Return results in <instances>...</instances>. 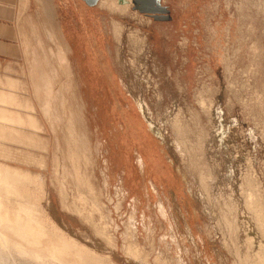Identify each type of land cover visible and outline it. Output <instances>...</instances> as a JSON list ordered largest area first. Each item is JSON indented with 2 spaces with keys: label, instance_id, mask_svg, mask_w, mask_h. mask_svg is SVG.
Listing matches in <instances>:
<instances>
[{
  "label": "rangeland",
  "instance_id": "rangeland-1",
  "mask_svg": "<svg viewBox=\"0 0 264 264\" xmlns=\"http://www.w3.org/2000/svg\"><path fill=\"white\" fill-rule=\"evenodd\" d=\"M162 3L171 20L135 24L119 0L34 1L0 73V264H65L44 254L63 242L97 264H264V0ZM22 228L45 230L43 261Z\"/></svg>",
  "mask_w": 264,
  "mask_h": 264
},
{
  "label": "crops",
  "instance_id": "crops-1",
  "mask_svg": "<svg viewBox=\"0 0 264 264\" xmlns=\"http://www.w3.org/2000/svg\"><path fill=\"white\" fill-rule=\"evenodd\" d=\"M34 1L0 0V73H5L6 75L14 74L15 68L20 66L26 57L23 30L24 21L30 16ZM100 2L95 7H89L82 0H68V6L71 11L77 12L78 7H80L88 13L91 8H99ZM124 5L120 7L127 9L130 6V4ZM131 12L132 15L128 17L131 23L134 21L135 24L142 22V19L139 18H142L143 15L135 11L133 7H131ZM145 24L153 26V23L149 19H147V23ZM154 26L156 27L157 25Z\"/></svg>",
  "mask_w": 264,
  "mask_h": 264
},
{
  "label": "bare ground",
  "instance_id": "bare-ground-1",
  "mask_svg": "<svg viewBox=\"0 0 264 264\" xmlns=\"http://www.w3.org/2000/svg\"><path fill=\"white\" fill-rule=\"evenodd\" d=\"M129 4H131V2L129 3ZM129 4H127V5H129ZM126 5V4H125ZM2 127H4V126H2ZM7 127V126H6ZM0 128H1V126H0ZM6 129V128H5ZM1 130V129H0ZM5 198V197H4ZM7 198H9V196L7 197ZM0 200H1V198H0ZM8 201V200H7ZM1 202H3V201H1ZM7 203V202H6ZM8 204V203H7ZM10 204H11V202H10ZM9 205V204H8ZM22 205H24V204H22ZM1 206V205H0ZM19 206V207H18ZM17 207H16V211L18 212V210H17V208H20V211H21V205H18ZM3 207V206H2ZM2 207H0V208H2ZM10 207H12V206H10ZM22 207H25V206H22ZM4 208V207H3ZM2 208V209H3ZM7 208V207H6ZM6 208H5V210H6ZM26 208V207H25ZM1 210V209H0ZM9 210H10V208H9ZM23 210V209H22ZM25 210V209H24ZM16 211H14V212H16ZM26 211V210H25ZM6 212V211H5ZM23 212V211H22ZM23 213H25L24 215H26V212H23ZM18 214V213H17ZM6 215V214H5ZM27 215H29V216H31L30 215V213L28 214L27 213ZM26 215V216H27ZM20 216V215H19ZM4 217V216H3ZM15 217H16V215H15ZM25 217V216H24ZM28 217V216H27ZM17 218V217H16ZM21 218V217H20ZM30 218V217H29ZM28 218V219H29ZM22 219V218H21ZM33 219V218H32ZM26 220H27V218H26ZM24 221H25V219H24ZM29 221V220H28ZM28 221H26V223L28 222ZM34 221V220H33ZM32 221V222H33ZM30 222V221H29ZM25 224V223H24ZM28 224V223H27ZM26 224V225H27ZM30 224V223H29ZM29 224H28V226H29ZM36 224H37V222H36ZM36 224H35V221H34V225L36 226ZM38 224H40V222L38 223ZM38 226V225H37ZM42 226H43V224H42ZM41 226V227H42ZM27 227V226H26ZM30 227V226H29ZM32 227V226H31ZM40 227V226H39ZM38 227V228H39ZM40 227V228H41ZM38 228H36L37 230H38ZM42 229H40V231L38 230V231H33V230H28L27 231V229L26 228H22V229H20L19 230V235H20V237L18 238V240H16V239H14L15 241H14V243H15V245L17 246V248L19 249V252H21V253H23L24 255H22V256H25V255H27V256H29V257H31V258H33V259H35V260H37V261H40L41 259H42V261H43V259H44V254H46V256L48 257V260H50V262H51V260H53V259H55L56 260V262L57 261H61V262H64L65 264H97V258L95 257V255L94 254H91V253H87V251H85L84 249H77V247L76 248H73V246H71V245H68L66 242H65V244H64V242L63 241H60L59 239H57L58 241H57V243L56 244H54V249L55 248H57V246H60L61 245V242H63L62 243V248L63 249H61V250H53V249H51V251L49 250V252H45L46 251V249H42V247H41V245H40V243H43L45 240H43V238H44V235H43V233L45 232V230H44V232L43 231H41ZM43 232V233H42ZM50 232V231H49ZM46 234H47V232H46ZM49 234V233H48ZM53 236V235H52ZM43 237V238H42ZM1 238V244L2 243H4L5 242V238H4V235H3V238L5 239H3L2 237H0ZM45 239V238H44ZM48 239V238H47ZM50 239V238H49ZM10 240V239H9ZM41 240H42V242H41ZM51 240V239H50ZM66 241V240H65ZM7 243V242H6ZM6 243H5V245H6ZM9 243V242H8ZM48 243V242H47ZM44 244V243H43ZM55 245H57L56 247H55ZM0 246H2V245H0ZM4 246V245H3ZM7 246V245H6ZM12 246H14V244L12 245ZM53 246V245H52ZM51 246V247H52ZM41 247V248H40ZM75 247V246H74ZM2 248V247H1ZM14 248V247H13ZM47 248V247H46ZM50 248V247H49ZM48 248V249H49ZM4 249H5V247H4ZM16 248H14V250H15ZM45 252V253H44ZM42 253H44L43 255H42ZM68 253H70V255H76L75 257H76V260H75V258L74 259H71V260H69V259H65V258H63V257H65V255H67L68 256ZM49 258H51V259H49ZM54 261V260H53ZM46 262V261H45ZM49 262V261H48Z\"/></svg>",
  "mask_w": 264,
  "mask_h": 264
},
{
  "label": "water",
  "instance_id": "water-1",
  "mask_svg": "<svg viewBox=\"0 0 264 264\" xmlns=\"http://www.w3.org/2000/svg\"><path fill=\"white\" fill-rule=\"evenodd\" d=\"M89 7H95L100 0H82ZM122 4L131 5L135 11L140 14L153 18L156 21L171 20L170 10L163 5L162 0H119Z\"/></svg>",
  "mask_w": 264,
  "mask_h": 264
}]
</instances>
